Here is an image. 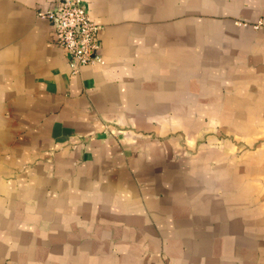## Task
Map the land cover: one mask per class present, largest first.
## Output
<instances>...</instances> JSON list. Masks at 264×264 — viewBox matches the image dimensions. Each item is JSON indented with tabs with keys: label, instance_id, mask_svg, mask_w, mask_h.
Wrapping results in <instances>:
<instances>
[{
	"label": "crops",
	"instance_id": "1",
	"mask_svg": "<svg viewBox=\"0 0 264 264\" xmlns=\"http://www.w3.org/2000/svg\"><path fill=\"white\" fill-rule=\"evenodd\" d=\"M0 0V264H264V0Z\"/></svg>",
	"mask_w": 264,
	"mask_h": 264
},
{
	"label": "built area",
	"instance_id": "2",
	"mask_svg": "<svg viewBox=\"0 0 264 264\" xmlns=\"http://www.w3.org/2000/svg\"><path fill=\"white\" fill-rule=\"evenodd\" d=\"M37 16L52 23L58 43L65 51L68 66L72 73L91 62H101L96 54L99 48L100 25L88 15L83 0H57L53 7L38 10ZM255 30L264 28V16L253 22H237Z\"/></svg>",
	"mask_w": 264,
	"mask_h": 264
}]
</instances>
